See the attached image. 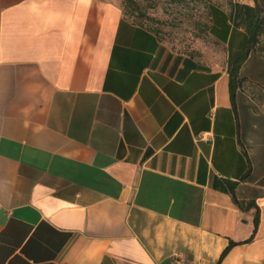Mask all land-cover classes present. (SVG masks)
Listing matches in <instances>:
<instances>
[{
  "label": "crops",
  "instance_id": "obj_1",
  "mask_svg": "<svg viewBox=\"0 0 264 264\" xmlns=\"http://www.w3.org/2000/svg\"><path fill=\"white\" fill-rule=\"evenodd\" d=\"M210 11L188 53L119 0H0V264H264V32Z\"/></svg>",
  "mask_w": 264,
  "mask_h": 264
},
{
  "label": "rangeland",
  "instance_id": "obj_2",
  "mask_svg": "<svg viewBox=\"0 0 264 264\" xmlns=\"http://www.w3.org/2000/svg\"><path fill=\"white\" fill-rule=\"evenodd\" d=\"M255 2V1H254ZM263 5L264 0H260ZM124 14L147 26L173 50L201 52L211 44L212 4L230 0H119Z\"/></svg>",
  "mask_w": 264,
  "mask_h": 264
},
{
  "label": "trees",
  "instance_id": "obj_3",
  "mask_svg": "<svg viewBox=\"0 0 264 264\" xmlns=\"http://www.w3.org/2000/svg\"><path fill=\"white\" fill-rule=\"evenodd\" d=\"M230 17L235 25L244 26L249 32V46L252 47L259 41L260 35L264 32V13H263V5L260 0H255V4L251 5L248 3H243L239 1L230 0ZM137 22V21H136ZM139 23V22H138ZM141 24V23H140ZM243 57H241L237 63L233 66L231 70V91L232 95H234V90L237 84L240 82L239 79V67ZM231 192L236 200V202L243 208H250L252 206L256 207L255 213V229L254 233L257 231L260 219V210L255 201L249 200L247 202L243 200H238L235 196V182H231ZM253 235L250 237L252 238ZM249 238V239H250ZM248 239V240H249ZM235 241H231V243L225 248L222 252L221 260L225 256V254L229 251L230 247L235 244Z\"/></svg>",
  "mask_w": 264,
  "mask_h": 264
},
{
  "label": "built area",
  "instance_id": "obj_4",
  "mask_svg": "<svg viewBox=\"0 0 264 264\" xmlns=\"http://www.w3.org/2000/svg\"><path fill=\"white\" fill-rule=\"evenodd\" d=\"M200 137L205 138V134L204 133L200 134Z\"/></svg>",
  "mask_w": 264,
  "mask_h": 264
}]
</instances>
